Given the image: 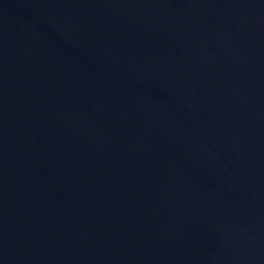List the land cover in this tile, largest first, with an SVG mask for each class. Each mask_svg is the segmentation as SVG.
<instances>
[{
	"label": "water",
	"instance_id": "95a60500",
	"mask_svg": "<svg viewBox=\"0 0 264 264\" xmlns=\"http://www.w3.org/2000/svg\"><path fill=\"white\" fill-rule=\"evenodd\" d=\"M0 264H264V0H0Z\"/></svg>",
	"mask_w": 264,
	"mask_h": 264
}]
</instances>
